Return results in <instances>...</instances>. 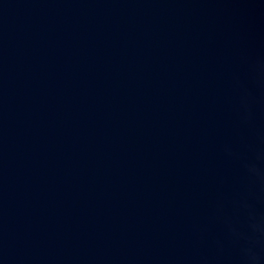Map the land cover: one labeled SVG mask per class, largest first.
<instances>
[{"label": "water", "instance_id": "1", "mask_svg": "<svg viewBox=\"0 0 264 264\" xmlns=\"http://www.w3.org/2000/svg\"><path fill=\"white\" fill-rule=\"evenodd\" d=\"M0 264H264V0H0Z\"/></svg>", "mask_w": 264, "mask_h": 264}]
</instances>
